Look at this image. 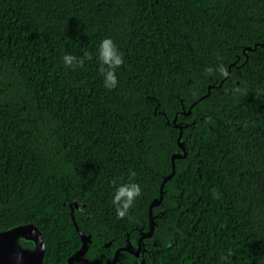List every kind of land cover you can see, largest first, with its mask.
Returning <instances> with one entry per match:
<instances>
[{"label":"trees","instance_id":"trees-1","mask_svg":"<svg viewBox=\"0 0 264 264\" xmlns=\"http://www.w3.org/2000/svg\"><path fill=\"white\" fill-rule=\"evenodd\" d=\"M104 38L124 58L111 90L99 72ZM65 54L83 66H65ZM221 64L240 89L217 133L212 95L198 103L209 121L181 124L187 153L154 207L162 248L145 263L264 264V0H0V229L36 224L45 262L64 264L80 246L62 204L63 184L76 179L93 215L91 230L78 227L96 244L131 235L170 169L145 159L146 145L167 136L154 129V106L172 116L206 92L205 79L223 77ZM144 163L157 171L153 188ZM128 183L146 193L118 219L113 197Z\"/></svg>","mask_w":264,"mask_h":264},{"label":"flooded vegetation","instance_id":"flooded-vegetation-1","mask_svg":"<svg viewBox=\"0 0 264 264\" xmlns=\"http://www.w3.org/2000/svg\"><path fill=\"white\" fill-rule=\"evenodd\" d=\"M256 49V48H255ZM254 50H247L249 51H255ZM250 58L249 54H246L243 52V57L241 55L239 58H237V61L239 63L237 65V68L242 67L248 59ZM244 70L247 69V67H242ZM228 76L227 77H222L220 79H214L213 81H208L205 79L204 81L206 82V92L202 95H200L198 98L193 100L192 102H189L187 105L181 104L180 108L174 109V113L172 116H167L163 115L164 117H161L160 115V110L157 111V105L154 106V109L152 110L153 115H155L154 120L152 119V123L157 121L154 125V129H160V127L164 128L165 133H167V136L164 137L163 135L160 136L162 139H166V141H159L156 143V147H158L154 151L148 152L149 148L152 146L151 144L153 143H148L146 145V151L147 155L145 156V159H150L154 154L158 155V163H166L167 160H169L170 163V169L167 173L161 175V178L159 180V187H158V197L160 195V187L162 182L164 181L163 184V189L165 183L168 181L172 180L174 177V173L167 179H165L168 174L172 172L173 164L174 161H176V157H174V160H172L173 155L175 154L176 151V146H175V141L177 142V133H178V126L175 124H183V123H189V121H193V118H196L199 116L200 118H203L204 120L206 119L209 121L210 117L208 116L209 112L212 111L210 110L207 112V108H203L200 110V107L198 106V103L202 101L203 98H207L211 96V104L216 107V104L219 103V108L217 109L219 111L220 115H212L213 119V125L210 128V131L212 133H217L218 132V125H220V122L217 120V117L220 116L222 123L227 121V113L222 111V107H228L232 106L234 104V97L235 93L237 92L238 88L237 86L239 85V79L237 77H230V71L231 69L228 68ZM238 75L241 74V71L237 72ZM250 73V71H248ZM264 81V79H263ZM262 83V82H261ZM158 112V114H157ZM150 114V113H149ZM152 114V113H151ZM150 114V115H151ZM150 115H147L150 116ZM176 116V117H175ZM175 117V118H174ZM159 122V123H158ZM185 128V126L182 127V130ZM213 134L212 136H214ZM216 136V135H215ZM214 136V137H215ZM159 138V139H160ZM168 140V141H167ZM177 145V144H176ZM186 155V154H185ZM184 157V156H183ZM145 169H148L152 172L149 171L150 174L149 176L144 175L142 179H146V183L144 184L145 188H149L150 186L153 188L155 187V184L152 180H156V173L157 171L152 169L150 165H147L144 163ZM175 168V165H174ZM75 172L78 173V169L75 167L73 168ZM65 175V174H64ZM66 176V175H65ZM66 179L69 181V177L66 176ZM150 179V180H149ZM71 180V182L64 183V197L62 199L64 203V210L66 214L71 216L73 215L74 219L77 220L78 222H82L83 229H89L91 230V227L93 225L91 218L93 215L88 211V202L85 201V199L90 197L89 195L85 194V187L84 184H81L80 181H77L74 179V181ZM76 181V182H75ZM145 188L143 189V192H141V195L144 196L146 193ZM164 192V190H163ZM156 197V198H158ZM163 197V196H162ZM145 198H142L143 201H145ZM155 199V198H153ZM152 199V200H153ZM152 200L148 202L147 204V209L144 216H139L137 217V221H132V226H133V231H131V235L129 233H126V236L122 239L115 240L111 239L109 241L106 240H101L102 243H106V254L104 253L106 258H112L114 256L115 251L118 248L121 247H128L127 244L130 243V249L133 251H136V253L130 252V251H119L116 260L114 261L113 264H146L147 259H149L147 256L150 255L151 253H154L155 250H159L158 248L161 246V243L158 242L157 240V235H155V226L157 225L156 223V218L159 217V213L157 211H154V207H157L161 204L163 198L159 202V204H152ZM79 204L77 206L76 204ZM151 220V222H150ZM90 227V228H89ZM152 227V228H151ZM157 229V227H156ZM128 241V242H127ZM110 260V262L112 261ZM146 262V263H145ZM109 263V262H108Z\"/></svg>","mask_w":264,"mask_h":264},{"label":"water","instance_id":"water-1","mask_svg":"<svg viewBox=\"0 0 264 264\" xmlns=\"http://www.w3.org/2000/svg\"><path fill=\"white\" fill-rule=\"evenodd\" d=\"M258 43L253 46H245L243 52L246 50H254L257 47ZM235 62L229 65L234 66ZM176 117V116H175ZM174 117V118H175ZM179 128V133L177 137V144L179 146L180 152H176L174 157L180 158L185 156L187 150L184 146V143L181 139L182 136V125L175 124ZM175 172L174 164L172 172L168 174L165 178H169ZM163 184L160 187V195L158 198H155L152 204H159L163 196ZM64 205V203H62ZM71 221L74 224L79 237H80V246L74 251L66 260L64 264H76L75 256L85 257L89 261H93L95 264H113L116 260V256L119 251H130L136 253L130 249V243L127 244L128 247L118 248L112 258H106L103 252V249L106 248V243H102L101 239L97 240V244L93 242V238L90 233H84L77 224V221L74 219L71 214ZM151 222V220H150ZM152 228V227H151ZM37 234V235H36ZM36 235V237H34ZM128 242V241H127ZM162 247L160 246L159 249ZM45 240L42 230L34 223H20L6 229H0V264H47L44 259L45 255ZM106 254V253H105ZM112 261L110 262V260ZM109 262V263H108ZM93 263V264H94ZM55 264V263H49ZM144 264V263H143Z\"/></svg>","mask_w":264,"mask_h":264},{"label":"clouds","instance_id":"clouds-1","mask_svg":"<svg viewBox=\"0 0 264 264\" xmlns=\"http://www.w3.org/2000/svg\"><path fill=\"white\" fill-rule=\"evenodd\" d=\"M99 61L100 67L99 72L104 77V87L108 90H111L116 87L118 81L115 75V70L123 65L124 58L123 54L118 51L116 45L114 44L111 38H104L99 45ZM84 59H91L88 53L84 54ZM63 62L67 67H77L83 66L84 60H80L74 55L65 54L63 56ZM205 72L209 75L212 74L213 69L208 68ZM218 72L221 76L227 77L228 71L221 64L218 68ZM239 91V89H237ZM247 127V124L244 125ZM132 176H135V173H131ZM115 184V181H112ZM141 194V187L137 183H128L121 185L117 188L112 203L116 205V214L118 219H123L128 210L132 207L134 201ZM232 252H228V256H232ZM225 259V257H223Z\"/></svg>","mask_w":264,"mask_h":264},{"label":"rangeland","instance_id":"rangeland-1","mask_svg":"<svg viewBox=\"0 0 264 264\" xmlns=\"http://www.w3.org/2000/svg\"><path fill=\"white\" fill-rule=\"evenodd\" d=\"M76 205L79 206L78 203ZM36 235H34V237H36ZM75 262H76V264H93L94 263L93 261H89L85 257H81L79 255L75 256Z\"/></svg>","mask_w":264,"mask_h":264}]
</instances>
